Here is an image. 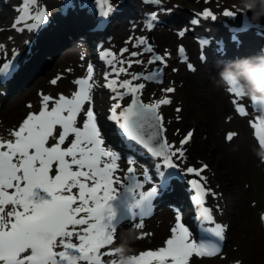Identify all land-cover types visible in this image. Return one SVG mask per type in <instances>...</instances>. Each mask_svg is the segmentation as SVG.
Returning a JSON list of instances; mask_svg holds the SVG:
<instances>
[{
  "label": "snow or ice",
  "instance_id": "snow-or-ice-1",
  "mask_svg": "<svg viewBox=\"0 0 264 264\" xmlns=\"http://www.w3.org/2000/svg\"><path fill=\"white\" fill-rule=\"evenodd\" d=\"M149 2L160 5L162 0ZM95 3L102 18L115 10L111 0H95ZM231 7L237 9L236 5ZM19 12L13 25L17 31H36L47 22L46 10L38 6V0H23ZM222 15L235 17L237 10L225 8ZM198 16L217 18L208 8ZM157 19L153 12L147 28L151 29ZM198 23L200 19L192 20V24ZM178 35L183 37L185 32ZM233 39L236 40V36ZM141 46L142 51L124 47L119 56L110 50L102 53L110 67L104 75V86L114 93L111 99L115 101L108 118L116 123L122 137L132 142L127 145L129 148L139 146L157 161L153 166L160 178L159 186L153 184L146 170L137 174L135 159L128 158V167L121 169L118 163L121 154L106 146L92 107L95 81L94 68L89 64L86 77L74 81L77 90L70 97L41 93L39 110L28 112L18 126L9 130V138L0 136V264H118L115 257L119 249L112 247L118 225L123 221H135L133 227L142 229L143 219L152 212L154 199L170 187L175 172L165 173L162 169L180 167L193 132L188 131L179 146L170 143L165 136L160 109L170 104L171 99L142 101L145 83L134 81L162 82L170 54L167 51L157 54L145 37L136 38L132 43L133 48ZM179 52L184 53L183 46ZM144 53L151 54L148 64L158 66L148 72H130L133 64L144 63L141 59H133ZM12 67L11 58L0 61V74L8 73ZM187 67L196 71L191 63ZM122 74L130 79L120 80ZM57 79L51 83L55 85ZM226 79L227 92L234 96L231 101L234 111L247 117L246 96L239 90V83L232 77ZM162 91L173 93L175 89L168 87ZM126 96L131 97V102L122 106L121 101ZM251 103L258 113L264 111V101L253 97ZM250 123L259 146L264 148V116L258 115ZM235 135L229 133L227 140L232 141ZM208 167L201 163L199 167L187 166L183 171L194 177L187 183L193 193L191 199L197 207L198 219L210 225L205 232L223 239L226 225L217 222L214 210L207 206V198L217 195L204 174ZM121 171L123 176L118 174ZM261 220L264 221V214ZM144 235L147 234L139 238ZM219 252L217 244L194 239L177 210L174 226L163 246L140 251L129 259L131 264H195L196 258L215 256Z\"/></svg>",
  "mask_w": 264,
  "mask_h": 264
},
{
  "label": "bare ground",
  "instance_id": "bare-ground-1",
  "mask_svg": "<svg viewBox=\"0 0 264 264\" xmlns=\"http://www.w3.org/2000/svg\"><path fill=\"white\" fill-rule=\"evenodd\" d=\"M17 3L19 5L14 9L9 10V12L13 11L14 14L19 12V9L22 7L23 0H17ZM112 3L115 10L108 17L102 18L98 14V6L96 5V3L93 4V2H89L87 4V2H84V0H38V6L40 8L43 7L44 9V7H46V10L49 9L46 11L47 22L36 31L30 33L28 36L26 35L25 39V33L28 34L29 32L27 30L22 32L15 30L14 34L9 37V40L16 43V45L13 44L10 49H6L8 50L6 55L13 56L14 53V55L18 56L14 60H16V65L18 66L19 71L17 72L18 74L16 73L13 76L11 81L4 83L2 90H5L0 95L1 102L4 97L7 98L8 96L6 92L10 91L9 100L8 102H6L3 110L0 111L1 136H3L4 138H9V130L18 126L19 123L26 117L28 112H37L39 110L41 106V93L50 95L52 97H58L59 94L70 96L74 92L75 85L73 84V82L75 81V79L86 77V63L88 64L87 59L89 57L88 55L85 56L84 53L80 52L83 51V49L81 50V47L77 46L78 43H74L72 45L71 42H68L69 34L83 35L82 37L84 39L89 38L88 43L86 42V44L91 45L92 41L97 39L98 36L104 37L115 26L113 35L118 38L114 40V43H112L111 45H107V47L101 49L99 55L102 57V53L111 46H116V50L114 49L115 51L112 52L119 56L118 49L121 47L129 48L132 43H134V33L136 34L138 31H142L143 33H141V35L151 36L153 34L151 39L153 38L154 44L152 46L157 52H162L164 50L167 52H174L176 49L179 50V48L183 46L184 53L180 54V56L188 55V57L194 58L195 52H193V47L195 46V43L188 37V35L186 36V34L183 37H180L179 35H176L174 33L165 32L162 29H159L158 32H153L154 29H148L146 24L144 25L142 23H139V21H136L138 22V24L133 28V31H129V29H126V27L124 29L123 27L117 29V25H119L118 21L127 18V23L131 18V20L138 18L141 19L142 16L136 14L129 17V14L134 9H136V5L133 1L114 0L112 1ZM227 3L230 5H237L240 3V0H228ZM0 4L1 8L7 6L8 8L9 6L11 8L10 0H1ZM149 5H152L156 8L158 7L159 9L163 8L161 4L156 5L149 2ZM59 6H61L60 12L57 10ZM216 6H214V8ZM127 10L129 11L127 12ZM212 11L217 14L214 9H212ZM156 12L157 14H159V11ZM173 12L174 10L170 9L164 12L162 15L159 14V16L163 20V22H166L168 19H172L171 24L176 25L179 19L175 18V16V19L170 17L171 15H175V12H177V10L174 13ZM244 15L246 14L244 13ZM97 16H99L101 19L97 20ZM221 17L222 16H219V18ZM223 19L224 22H227L226 17H223ZM259 20L261 21L262 19ZM217 21L218 20H216L215 22ZM210 22H213V20L210 18L204 19L202 25L206 26L208 24L203 23ZM29 23H31V21H29ZM261 23L262 24L260 26L264 25V21H261ZM233 24L234 22L232 21V26ZM13 25H11L10 29L14 28ZM239 25L240 24L237 23L236 26ZM222 26L226 27L225 24H222ZM97 27H101L102 29H96ZM155 28L158 29L157 27ZM7 31V28L2 27L0 21V44L3 45L4 48L9 46V43L3 44V42H5L6 40L5 35L7 34ZM212 33H214L216 39L221 41V43L217 41L215 43L211 39L209 50L214 51L210 54L214 61L218 60L225 63H230L244 58L242 54V57L238 56L240 54V49L244 47V43L240 42L239 40L244 35H239V33L230 30L226 31L221 27H218L215 30L207 31L204 34L209 38H212ZM224 36L227 37V41H225ZM233 36H236V40L233 39ZM22 39L23 41H21L19 44L18 42ZM129 40H132V43H127ZM233 41H235V43H233ZM261 41L264 42V39L260 38V42ZM25 43H27L28 46H24ZM64 46H67L68 49L63 54L61 53L62 56L58 57L59 55H61V51L59 50ZM94 50L98 52L96 46ZM45 54H48V56H52L51 58L54 60L52 61L51 66L56 65L55 67L57 70L50 75L48 84L44 85V83L40 84L39 80L33 81L34 77L36 78L37 75L33 76L32 78L31 75L32 73L39 71L42 66L46 65H44L45 62L43 60ZM147 54L143 55L147 56ZM143 55L137 57V59L143 60ZM48 56L47 58L50 59V56ZM125 56H127V54H125ZM82 57L83 60H80L82 59ZM3 60H6V57L2 59V61ZM103 61L107 65L104 59ZM39 64L40 66H38ZM145 64L146 62L144 61L143 64H140L144 67L139 65L140 68L134 72H141L146 67ZM150 65L151 64H149V66ZM124 66L126 67L127 65ZM133 66L135 67L138 65L133 64ZM195 66H198V70L202 68L199 59L195 63ZM208 67L212 68V75H210L205 80L204 85L198 84V77H195V75H197L196 71H190L192 73H189L190 76H188V81L186 83L188 91H205L206 97L204 98L205 101L202 105L205 110L207 121L204 124L205 128L199 137L200 146L198 148V151L195 155L193 154L192 156L191 152L188 151L186 145L185 159L183 162L186 163L187 166L195 167H199L198 165H201V163L209 165L208 169L205 171L206 173L204 174L209 175V173L212 171L216 180V184L219 188H215L214 192L218 193V191H220L221 196L219 197V194L215 196V198L218 197V199L216 198V202L212 201L210 197H208L207 204L214 210V215L217 222L222 223L223 225L227 224V227L229 229L230 223H227V219L230 218L232 224H234V231L231 235L232 237L230 238L232 246L230 247L227 255L224 256V261L219 260V257H200L196 258L195 264H230V261L231 263L234 262L232 264H264V221L261 220V215L264 214V148H261L259 146V143L254 139L252 133H250V127L248 125L250 119L255 114L257 109L253 107L250 99L248 97H245L244 103L249 111V115L247 117H242L234 111L231 112V109L234 107L231 102L232 99H234V96L227 92V85L217 84V74L221 68H215L212 66V64H210V66L208 65ZM104 69L105 67L101 68V71H98L99 74L102 75L101 82L95 77V75H93L95 87L92 90V96L96 100H100L101 104H104V109L101 104L100 106L102 107L101 110L106 112L105 116L101 118L102 136L104 137V139L115 146H118L119 143L124 148H126L129 153L132 152L131 154L134 155V157H137L140 153L134 152V150H136L135 147H132L134 149L133 150L132 148H129L127 146L129 144L125 145L121 142H118L115 138V130L113 128L114 121H111L108 118L110 115L109 109L111 108L112 104L115 103V101H112V99H110L109 97L107 98L108 95H105L101 98L99 97L100 99H97V93L101 94L105 91H109V89L104 86L106 81L104 78L105 74L103 75L102 72L106 73L110 70ZM77 75H81L82 77L77 78ZM122 75L124 77L128 76L126 74ZM97 77L100 76L97 75ZM53 79H57V83L55 85L51 83ZM170 82L172 83H170V85L175 87V91L172 93V95L174 96L175 94H177V84L171 77ZM163 83L153 82V84H151V87L153 89L151 90L149 95H151L152 97H155L160 93L164 94L162 95L163 97H165V95H169L168 93L162 91L161 86H164ZM34 84H38V86H35ZM23 86H25V88L28 87L29 91H26L25 93L18 92L15 96H12L14 91H17ZM195 96L199 95L195 94ZM202 97L201 99H203ZM107 101L109 105H107ZM178 101H180L179 98ZM28 105H31L32 107L29 108ZM163 107L164 105L161 106V108ZM188 114L190 113L188 112ZM172 129L173 126H170L168 131H171ZM181 129L184 131V129L180 126L179 129L176 128L175 130H173V134H165L170 143H175V145L179 146V142L187 134V131L183 132ZM192 132L194 134L193 127ZM231 132L236 133V135L234 136L232 141H228L227 135ZM194 137L195 136L193 135V139ZM50 143H52V141H50ZM199 159H203L204 162H201ZM156 162L157 161L145 157V160L143 161V164L141 166H139L140 162L135 165L137 168V174L139 175L142 171L146 170L148 173L152 174V178H155L157 170L153 165ZM127 167L128 165L126 164H120V168L123 170H126ZM162 170L164 172L167 171V169ZM175 171L177 173H180L181 166L175 169ZM118 174L123 176V171L119 172ZM180 176H184V173ZM190 178L192 179L194 177ZM182 185H184L183 182H181V184L177 182L175 185L169 187L167 192H160L158 199L154 202V205H158L160 210L159 212H156L152 217L145 218L143 220L144 227L142 229L134 228L133 224L135 222H122L121 224H119L115 242L112 247H115L120 242V239L123 240V237L129 232H131L132 236L134 237L131 244L132 248L135 250L134 254H138L140 251L147 248L156 249L163 246L164 241L170 235L171 227H173L175 223V214L170 210V208L164 206L167 204H172L174 207L180 208L181 205H184L183 203H181L183 201L185 205L190 208H187V210L191 211L187 219L192 222L193 230L197 229L196 224L199 221L194 219L196 217L194 214L193 218L190 217V215L196 208V206L192 205L190 201V197L193 194L192 190L190 189L189 185H185V187H183ZM209 187L211 186L209 185ZM210 201H212V205L210 204ZM217 203L222 204L218 206V208L222 207V211L228 208V216H226L225 218L219 216L220 210H218V208L216 207ZM155 210H157V206L155 207L154 211ZM129 223L131 224L127 225ZM142 234L147 235H144V238L141 239L139 237H141ZM148 244L151 245L145 247V245ZM111 258L112 257H106V259Z\"/></svg>",
  "mask_w": 264,
  "mask_h": 264
},
{
  "label": "rangeland",
  "instance_id": "rangeland-1",
  "mask_svg": "<svg viewBox=\"0 0 264 264\" xmlns=\"http://www.w3.org/2000/svg\"><path fill=\"white\" fill-rule=\"evenodd\" d=\"M112 1H114V0H111V2ZM128 1H133L135 3V5H136V9H134L129 14V17L132 16V15L139 14V15L142 16V18L140 17L141 19L138 18V19H133V20H131L132 19L131 18L130 21H128L127 23H126L127 18H124V19L118 21L119 22V25H117L118 26L117 29L122 28V27L124 29L126 27V29H129V31H131V30L133 31V28L138 24V22H136V21H139V23H142V24L145 25V21H144L145 15L148 14L149 12H151L153 10H156V11H159V14L162 15L164 12L172 9V10H174V12L177 10V12H175L176 13L175 15H171L170 18H173V19L177 18V19H179L177 21V24L176 25L171 24L172 19H168L166 22H163V20L159 16V14H157L158 18L162 20V23L161 24H157L155 26L158 29H156L155 27H153V29H154L153 32H156V31L158 32L159 29H162L165 32H171V33H174V34L178 35L179 32L184 31L185 34H186V36L188 35V37L195 43V46L193 47V49H194L193 52H195L196 54L194 53V55H195L194 58L189 57V59H188L187 62H184V63L180 62L179 56H180L181 53L178 52L179 51L178 49H176L174 52H168L170 55L166 59L167 67L164 68V71H166V72H164L166 81L164 80V83H163L164 86H161V89H163V88L166 89L167 87H173V88H175L174 86H171L170 85V83H171L170 82V77H171L173 79V81L177 84V89H176L177 90V94H175L174 96L172 94L171 95H165V96H169L172 102H171V104L164 105V107L160 109V114L163 117V123H164V127L166 129V131H165V134L166 135L173 134V130H175L176 128L179 129L180 126L184 129V131H187V132L188 131H192V127H193V130H194V134L193 135L195 137H194V139L192 137L191 141L187 144V149H188L189 152H191V154L193 156V154L195 155L196 152L198 151V148L200 146V138L199 137L202 134V132H203V130L205 128L204 124L207 121L206 120V115H205V110H204L203 105H202L204 103V101H205L204 98L206 97L205 96V94H206L205 91H201V92H199V91L194 92L193 91V92H191L190 90L188 91V87L186 86V83L188 81V76H190V74L192 73V72H190V70L188 69V67L186 66V64L191 63L193 66H195V63L199 59V50L197 49V46L198 45H197V41H196V35L197 34H201L204 30L205 31H211V30H215L218 27H223L222 24H225L226 25V27L224 26L223 28H224V30L227 31L228 28H229L228 27V24L229 23H232V21L233 22H238L241 19L240 18L241 16H247L250 21L257 23L258 25L262 24L261 21H264V17L261 16L259 18H254L252 11H243V12L237 11V15L235 17H226L224 15H221L222 12H223V10L225 8H230L233 11H236L237 10V9H234V8L231 7L232 4L230 5V4L227 3L228 0H225V2H224V0H209L208 3H205L204 2L205 0H162V2H161V5L163 6L162 9H159L158 7L156 8V7L152 6V5L150 6L149 5V0H145V1L144 0H128ZM84 2H87V4L89 2H93V4L95 3L94 0H84ZM0 3H1V0H0ZM10 3H11V8H10V6H9V8H8V6L7 7H4V8H1V4H0V18H1L0 21H1V25H2L3 28H7V30H8L7 31V34L5 35L6 40H5V42H3V44L9 43V46L8 47H6V48H4V47L3 48H0V57L2 55H4L8 51L6 49H10V47L13 44L16 45V43H14V42H12V41L9 40V37H11L14 34L15 30H16L15 28H13V29H10V28H11V25H13L12 24V21L14 20L15 16L17 15V13L14 14L13 11L9 12V10L14 9L19 4L17 3V0H10ZM214 6H216V7L214 8ZM236 6H240V3L237 4ZM205 8H208V9H211V10L214 9L217 12V14H216L217 18L215 20H213V22H210L211 24L210 23H203V24H208V25L205 26V28L202 27V25H199L197 27H193L191 25V23H189V21L191 19L196 18V14L202 12ZM44 9L46 10V7H44ZM60 9H61V6H59L57 8V10L59 12H60ZM47 10H49V9H47ZM128 11L129 10H127V12ZM244 13L246 15H244ZM174 16H175V18H174ZM219 16H222V17L219 18ZM223 17H226L227 18V22H224ZM259 19H262V20L260 21ZM216 20H218V21L215 22ZM111 25H112V23H111ZM114 28H115V26L113 27L112 30L109 31L108 34H106V35H109V38H111V40H109V38H107L106 40L104 39L105 40V44H106L105 47H107V45H111L112 43H114V40H116L118 38V37H116V36L113 35V31L115 30ZM32 32H34V31H32ZM32 32L29 31L28 34L25 33L24 39L26 38V35L28 36ZM141 33H143V32L142 31H138L136 34L134 33V37H135V38H133V41L134 42H135V39L136 38H138L139 36H141ZM152 35H151V37H152ZM78 36L79 35H71V34H69L68 35V39H69L68 42H71L72 45L74 43H78L77 46H80L81 47L80 49L81 50L83 49V51H84V52L83 51H80V52L84 53L85 56L88 55L89 58L87 59L88 64L86 63V67H88V65L91 64L93 66V68H94V75H95V77L98 80H100V82H101L102 81V75H100L98 71H101V68H103V67H105V69L110 70L109 69L110 67L104 63L103 58L99 54H98L99 56L98 55H92L94 53V51L91 50V48L94 49L95 48V44L97 43V41L103 40V39H102V37L100 38L98 36L97 39H95V40L92 41V44L91 45H87L86 42L88 43L89 38L84 39V38L78 37ZM145 36H149V35H145ZM245 37H249L250 40H245L244 37L241 38V41L242 42L246 41L248 45H244V47L242 48L243 51H242V49H240V54L238 56H240V57L243 56L244 58H246V57H252V56H255V55L259 54L260 53V49H259L258 46H259V43H260V38L257 37V36L255 37L252 33L247 34ZM147 39H149V38H147ZM224 39H225V41H227V37L224 36ZM21 41H23V39L20 40L18 43L20 44ZM152 41H153V38H152ZM153 44H154V41L152 42V45ZM24 46H28L27 43H25ZM115 47L116 46H111L107 50H110V51H113L114 52L116 50ZM122 48L123 47H121V48L118 49L119 53H120V50ZM142 48H143V46H142ZM67 49H68L67 46L62 47L59 50V51H61L60 54L61 53L63 54ZM111 49H113V50H111ZM129 50H131V51H137V50H139L140 51L141 50V47L139 49H137V48H133L132 45H131L129 47ZM154 51L157 54H160V55H163L165 53V50L162 51V52H157L156 50H154ZM91 52H92V54H91ZM213 52L214 51H210L209 53H208V51L205 52L207 54V59H205L204 62H201L200 61L201 62V65H202L201 66L202 67L201 69L198 70V68H197L198 66L197 67L195 66L196 69H197L196 70V74L197 75H195V77L196 78L198 77V84H200V85H202V84L204 85L205 80L210 75H212L211 74L212 68L208 67V65L210 66V64H212V66L215 67V68H223L225 65L229 64V63H224L223 61H218V60L217 61H214L212 59V56H210V54L213 53ZM62 54L59 55L58 57L62 56ZM241 54H242V56H241ZM47 56H48V54H45L44 55V58H43V60L45 62L44 65L46 64L45 66H42L43 69L40 68L39 71L34 72L31 75V78L33 76H36L37 75V77H39V78H37V77L35 78L34 77L33 81L39 80L40 81V84L41 83H44V85L45 84H48V82H49L48 79H50L49 78L50 75L57 70L56 67H55L56 65L55 66H51V63L54 60V59L51 58L52 56L49 55L50 56V59L47 58ZM150 56H151L150 53L147 54V56L146 55H143V60L146 62L145 65H147V66L142 71H147V69L149 68V64L147 63V61L150 58ZM58 57H57V59H58ZM133 59H137V58H133ZM80 60H83V59H80ZM99 60L102 61V64H99L98 63ZM171 63H172V65H171ZM38 66H40V64ZM140 66L144 67L143 65H140ZM140 66L139 65L138 66H135V67L133 66V68H131L129 71L130 72L131 71H137L140 68ZM174 69H175V71H174ZM203 69H204V71H203ZM234 70H235V67H234ZM237 71H241V70H237ZM102 73H103V75L105 74V72H102ZM97 75L100 76V77H97ZM76 77L78 78V77H82V76L81 75H77ZM119 79L120 80H123V79H126V77H124L123 75H121ZM73 84H74V82H73ZM34 85L35 86H38V84H34ZM32 88H33V86H32ZM152 89L153 88L151 87V84H147L145 86V89H143L144 91L142 92L143 95L141 97L143 102L149 103V102H151V101H153L155 99H160V97H163L162 96V95H164L163 93H160V94H158L155 97H152L151 95H149V93L151 92ZM26 91H29V88L28 87L25 88V86H23L20 89H18L17 91H14L13 94H12V96L13 95L15 96L18 92L19 93L20 92L25 93ZM112 93L113 92L111 90L105 91V92H103L101 94H98L97 93V99H100L101 97H103L105 95L106 96L108 95L107 98L108 97H112L114 95V93L113 94ZM195 94L196 95L198 94L199 96H195ZM24 95H26V94H24ZM9 97H10V95L5 99V101L2 104V106L0 105V111L3 110L4 106L6 105V102H8V100H9ZM201 97L203 99H201ZM178 98H179L180 101H178ZM93 100L95 102V107L97 108V110L99 111V113L102 116H104L105 112L103 110H101L102 107L100 106L101 101L100 100H96L95 98H93ZM97 101H98V103H97ZM129 101H130V97H125L124 100L121 101V102H122L123 106H125V105H127L129 103ZM101 105L103 106V109H104V104H101ZM107 105H109L108 101H107ZM200 105H201V107H200ZM175 108L180 109V111H177V109H175ZM232 109H234V107ZM232 109H231V112L234 111ZM188 112L190 114H188ZM193 115H195V116H193ZM201 115H203V116H201ZM199 122H200V124H199ZM170 126H173V129L171 131L170 130L168 131V129H169ZM174 127H175V129H174ZM249 127L251 128V123H250ZM199 160L201 162L203 161V159H199ZM186 165H187L186 163H182L181 164V167L184 169V168H186ZM206 176L208 178V182H209V185L211 186L212 190L215 191V188L216 189H219L218 186H217V184H216V180L214 178V175H213L212 171L209 173V175L206 174ZM215 193L217 195L219 194V197L221 196L220 191H218V193L217 192H215ZM216 198L218 199V197H216ZM216 201L217 200H215V202ZM221 203H219V204L217 203L216 204V207L218 208V206L222 205ZM218 210H220L219 216H222L223 218H225L226 216H228V214H227L229 212L228 211V208L225 209L224 211H222V207H220V208H218ZM227 223L230 225V229L229 230L232 229L229 232V235H228V237L230 239L232 237L231 235H232V233L234 231L233 230L234 224H232L230 218L227 219ZM150 245L151 244L145 245V247L150 246ZM231 246H232L231 241H229V243L226 245V249H225L224 254H226L229 251V249H230ZM219 260L224 261L225 260L224 256L223 257H219ZM232 263H234V262H232ZM232 263L230 261V264H232Z\"/></svg>",
  "mask_w": 264,
  "mask_h": 264
},
{
  "label": "clouds",
  "instance_id": "clouds-1",
  "mask_svg": "<svg viewBox=\"0 0 264 264\" xmlns=\"http://www.w3.org/2000/svg\"><path fill=\"white\" fill-rule=\"evenodd\" d=\"M246 10L252 11L254 18L264 16V0H240L237 11ZM233 66H242L243 71H235ZM217 76V84L227 85L226 77H232L239 83V90L246 97L264 101V53L230 62L219 70ZM133 239L129 232L115 246L119 249L115 257L118 264H131L129 258L135 251L131 246Z\"/></svg>",
  "mask_w": 264,
  "mask_h": 264
}]
</instances>
